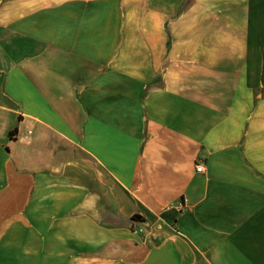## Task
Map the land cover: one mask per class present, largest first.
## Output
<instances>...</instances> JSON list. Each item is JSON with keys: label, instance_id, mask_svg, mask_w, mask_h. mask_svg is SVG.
I'll list each match as a JSON object with an SVG mask.
<instances>
[{"label": "crops", "instance_id": "crops-1", "mask_svg": "<svg viewBox=\"0 0 264 264\" xmlns=\"http://www.w3.org/2000/svg\"><path fill=\"white\" fill-rule=\"evenodd\" d=\"M0 264H264V0H0Z\"/></svg>", "mask_w": 264, "mask_h": 264}, {"label": "built area", "instance_id": "built-area-1", "mask_svg": "<svg viewBox=\"0 0 264 264\" xmlns=\"http://www.w3.org/2000/svg\"><path fill=\"white\" fill-rule=\"evenodd\" d=\"M201 168H202V164H201L200 162L197 163V164L195 165V169H196L197 171L201 170ZM177 204H178V205H181V202H178Z\"/></svg>", "mask_w": 264, "mask_h": 264}, {"label": "trees", "instance_id": "trees-1", "mask_svg": "<svg viewBox=\"0 0 264 264\" xmlns=\"http://www.w3.org/2000/svg\"><path fill=\"white\" fill-rule=\"evenodd\" d=\"M11 135V133H9V136ZM135 217L133 216V217H131V219L133 220Z\"/></svg>", "mask_w": 264, "mask_h": 264}]
</instances>
